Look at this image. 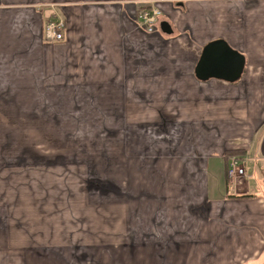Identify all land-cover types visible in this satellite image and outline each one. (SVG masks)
Segmentation results:
<instances>
[{
  "label": "crops",
  "instance_id": "obj_1",
  "mask_svg": "<svg viewBox=\"0 0 264 264\" xmlns=\"http://www.w3.org/2000/svg\"><path fill=\"white\" fill-rule=\"evenodd\" d=\"M181 1L0 0V186L2 165L10 170L7 181L17 160L18 99L24 114H32L25 119H41L33 128L92 123L90 128L116 129L123 138L139 99L159 100V114L175 125L180 112L165 104L184 98L190 106L179 119L189 131L173 151L196 154L184 161L153 158L140 166V219H94L95 228L67 231L73 234L65 245L22 250L28 252L19 256L24 264H264V0ZM150 5L162 11L154 32L136 18ZM52 19L65 22L61 40L46 35ZM164 21L171 33L162 30ZM216 39L246 57L235 83L196 76L203 48ZM161 79L175 81L177 92L161 89ZM210 97L220 105L249 101L257 108L250 111L257 131L247 143L246 173L234 182L228 180L225 154L209 153L218 139L204 146L199 132H209L188 121ZM228 125L226 137L236 133ZM229 138L223 146L232 145ZM10 190L9 183L0 191V264H17L19 252L1 205L13 203Z\"/></svg>",
  "mask_w": 264,
  "mask_h": 264
},
{
  "label": "rangeland",
  "instance_id": "obj_2",
  "mask_svg": "<svg viewBox=\"0 0 264 264\" xmlns=\"http://www.w3.org/2000/svg\"><path fill=\"white\" fill-rule=\"evenodd\" d=\"M174 84L175 81L168 85L161 79L159 87L177 92L172 87ZM25 105L27 109H33ZM161 106L164 105L159 100L155 104H140L139 99L127 116L129 123L123 125L122 138V132L90 128L96 126L92 123L67 122L57 129L44 122L45 127L33 128L35 124L32 123L41 119H25L24 115L32 114H24L25 106L23 108L20 99L17 100V160L11 164V179L7 181L4 176L10 170L2 165L0 186V191L7 189L9 183L12 188L9 196L13 203L11 206L5 202L1 205L11 219L10 237L19 251L17 264H24L19 256L26 257L28 252L24 251L31 245H65L66 237L73 234L67 231L95 228L94 224L91 225L94 219H140V166L158 157L164 161L174 157L184 161L187 157L196 156L184 149L179 151V155L173 151V146L180 143L189 131L188 124L179 117L185 119L184 109L190 105L178 97L165 104L180 112L176 115L175 125H169L170 121L159 114ZM205 107L207 121L203 115ZM254 110L257 108L249 107V101L220 105L217 99L210 97L207 103L202 104V112L193 113L188 121L196 126L203 125L209 132H204V128L203 132L198 131L201 136L199 142L202 141L204 146L213 142L211 138L218 139L214 140V146H209V153L223 152L227 159L236 157L243 160L248 155L247 143L257 131L250 112ZM261 115L263 120L264 115ZM228 124L235 126L236 133L226 137ZM78 129L81 131H77L78 137H75ZM196 132L193 131V138L197 137ZM226 138L234 141L232 145L223 146L221 141ZM229 149L241 150L244 154L234 152L227 155ZM30 155L32 160L27 159ZM108 228L105 226L103 229Z\"/></svg>",
  "mask_w": 264,
  "mask_h": 264
},
{
  "label": "water",
  "instance_id": "obj_3",
  "mask_svg": "<svg viewBox=\"0 0 264 264\" xmlns=\"http://www.w3.org/2000/svg\"><path fill=\"white\" fill-rule=\"evenodd\" d=\"M178 5H183V2L179 0ZM161 27L164 32H172L167 21ZM245 67L246 57L243 53L234 49L226 40L216 39L203 48L195 71L197 78L203 81L220 79L235 83L242 77Z\"/></svg>",
  "mask_w": 264,
  "mask_h": 264
},
{
  "label": "built area",
  "instance_id": "obj_4",
  "mask_svg": "<svg viewBox=\"0 0 264 264\" xmlns=\"http://www.w3.org/2000/svg\"><path fill=\"white\" fill-rule=\"evenodd\" d=\"M162 17V11L155 5L141 7L137 13V21L148 32H154L158 28V24ZM65 26L63 20H50L46 25V35L50 40H61L63 37L62 29ZM229 177L234 182L238 178H242L246 173L244 159L240 160L236 157L230 158L228 162Z\"/></svg>",
  "mask_w": 264,
  "mask_h": 264
},
{
  "label": "trees",
  "instance_id": "obj_5",
  "mask_svg": "<svg viewBox=\"0 0 264 264\" xmlns=\"http://www.w3.org/2000/svg\"><path fill=\"white\" fill-rule=\"evenodd\" d=\"M234 152H240V153H243L244 154V151H241V150H230L229 149V150L226 151L227 155L230 154V153H234ZM227 176H228V180H229V171H228V169H227ZM242 196L243 197H246V196H249V195H242Z\"/></svg>",
  "mask_w": 264,
  "mask_h": 264
}]
</instances>
